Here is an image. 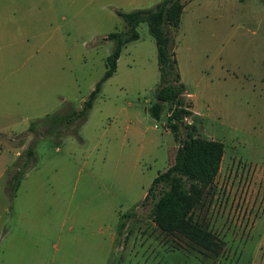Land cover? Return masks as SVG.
<instances>
[{
	"label": "rangeland",
	"instance_id": "374dc122",
	"mask_svg": "<svg viewBox=\"0 0 264 264\" xmlns=\"http://www.w3.org/2000/svg\"><path fill=\"white\" fill-rule=\"evenodd\" d=\"M160 1L0 0V264H264V0H182L174 31L190 121L224 145L195 210L216 252L162 233L143 203L178 145L167 113L147 111L146 22L84 123L46 118L83 106L124 29L117 11Z\"/></svg>",
	"mask_w": 264,
	"mask_h": 264
},
{
	"label": "trees",
	"instance_id": "16d2710c",
	"mask_svg": "<svg viewBox=\"0 0 264 264\" xmlns=\"http://www.w3.org/2000/svg\"><path fill=\"white\" fill-rule=\"evenodd\" d=\"M183 6L182 0H162L150 8L130 12L118 10L117 15L123 20L124 29L107 35L108 40L113 42V48L106 58L103 75L84 100L83 106L46 118L54 126L69 124L73 120H79L80 125L84 123L103 83L115 73L123 47L139 38L136 27L140 22H146L155 41L159 73L154 99L147 111L155 120H160L163 113H167V123L178 145L174 163L153 178L143 203L152 202L151 217L162 233L216 252L219 247L217 237L195 218V210L208 195L213 194L224 145L197 135L196 126L190 121L193 111L187 102L188 92L180 75L174 35Z\"/></svg>",
	"mask_w": 264,
	"mask_h": 264
},
{
	"label": "crops",
	"instance_id": "0c3cea01",
	"mask_svg": "<svg viewBox=\"0 0 264 264\" xmlns=\"http://www.w3.org/2000/svg\"><path fill=\"white\" fill-rule=\"evenodd\" d=\"M184 3V2H183ZM187 3H185L184 4V6H183V10H184V7H185V5H186ZM183 10H182V12H183ZM182 15V14H181ZM179 26V25H178ZM189 95L191 96V94L189 93ZM213 110V109H212Z\"/></svg>",
	"mask_w": 264,
	"mask_h": 264
}]
</instances>
